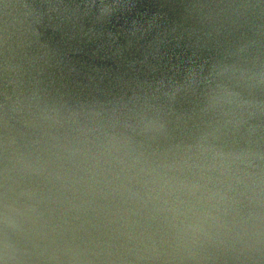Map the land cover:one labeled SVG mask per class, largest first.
Returning <instances> with one entry per match:
<instances>
[{
    "label": "water",
    "instance_id": "water-1",
    "mask_svg": "<svg viewBox=\"0 0 264 264\" xmlns=\"http://www.w3.org/2000/svg\"><path fill=\"white\" fill-rule=\"evenodd\" d=\"M0 264H264V0H0Z\"/></svg>",
    "mask_w": 264,
    "mask_h": 264
}]
</instances>
